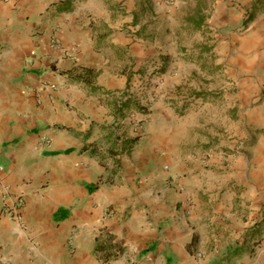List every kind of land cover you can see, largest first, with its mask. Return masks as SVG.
<instances>
[{
  "label": "crops",
  "instance_id": "1",
  "mask_svg": "<svg viewBox=\"0 0 264 264\" xmlns=\"http://www.w3.org/2000/svg\"><path fill=\"white\" fill-rule=\"evenodd\" d=\"M66 1L0 0V180L25 200L20 220L3 213L0 183V264H264V28L240 36L231 66L252 157L189 152L181 170L178 127L124 94L126 63L154 52L119 30L114 0Z\"/></svg>",
  "mask_w": 264,
  "mask_h": 264
},
{
  "label": "rangeland",
  "instance_id": "2",
  "mask_svg": "<svg viewBox=\"0 0 264 264\" xmlns=\"http://www.w3.org/2000/svg\"><path fill=\"white\" fill-rule=\"evenodd\" d=\"M114 3L118 10L112 15H119L124 20L119 30L126 34L130 43L135 37L140 38L154 52L139 64L126 63L123 72L135 76V85H129L124 94L137 112L143 115L156 112L157 129L164 128L165 123L178 127L177 136L170 140L173 143L170 151L178 168H186L184 164L189 152L203 154V150L210 153L213 149L223 156H217L218 159L229 154L233 158L240 155L245 160L251 158L252 152L246 146L252 140L245 135L246 130L237 114L238 104L247 98L238 92L241 87L232 78L239 73L233 72L231 66H234L232 57L237 54L235 49L240 36L252 33V29L264 28V0H255L249 5L244 0H114ZM238 13H241L239 18L233 15ZM258 31L251 36L253 39L259 38ZM256 46V51H264V42L258 39ZM164 75L177 76L180 81L172 88L167 85L172 90H166L161 98L156 91ZM150 77L157 79L148 81ZM203 98H209L210 102L205 107L200 103ZM228 104L235 106L227 109ZM161 114L163 118H158ZM190 116L197 123L187 124L191 122L187 121ZM208 117L214 120H208ZM138 130L145 128L141 126ZM233 139L237 141L227 142ZM202 166L208 170L217 168L209 163ZM159 171L173 172V166L162 162ZM261 240H257L256 245H260Z\"/></svg>",
  "mask_w": 264,
  "mask_h": 264
},
{
  "label": "built area",
  "instance_id": "3",
  "mask_svg": "<svg viewBox=\"0 0 264 264\" xmlns=\"http://www.w3.org/2000/svg\"><path fill=\"white\" fill-rule=\"evenodd\" d=\"M59 42L54 41V44L58 45ZM135 128H141L142 123L141 120H136L134 122ZM165 168H169V165H165ZM0 183H2L3 187V213L9 215L11 218L20 220L21 218V207L23 206L25 200L22 195L12 194L10 185L7 183H3L0 180ZM262 243L260 244L261 247L264 246V240H261ZM70 246H74V237L69 238Z\"/></svg>",
  "mask_w": 264,
  "mask_h": 264
},
{
  "label": "trees",
  "instance_id": "4",
  "mask_svg": "<svg viewBox=\"0 0 264 264\" xmlns=\"http://www.w3.org/2000/svg\"><path fill=\"white\" fill-rule=\"evenodd\" d=\"M70 3V0L66 1V4H64L62 7V9H67L68 8V4Z\"/></svg>",
  "mask_w": 264,
  "mask_h": 264
}]
</instances>
